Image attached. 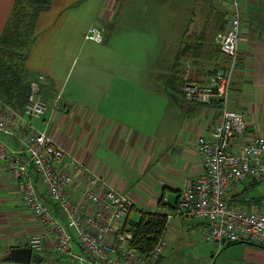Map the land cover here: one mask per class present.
<instances>
[{
	"label": "crops",
	"instance_id": "0c3cea01",
	"mask_svg": "<svg viewBox=\"0 0 264 264\" xmlns=\"http://www.w3.org/2000/svg\"><path fill=\"white\" fill-rule=\"evenodd\" d=\"M14 1L0 0V34ZM89 1L53 0L51 7L39 15L27 67L32 77L39 73L46 77L42 92L48 111L43 118L31 121L124 192L134 204L130 218L141 212L174 211L185 179L202 172L197 139L211 134L220 117L216 102L185 100V77L206 82L215 70L224 67L227 58L215 53V37L225 26L229 13L224 10L225 2L231 0H178L176 25H171V33L163 31L168 16L156 13L155 30L160 28L161 32H155V46L145 39L152 32L148 25L153 19L151 14L144 13L136 24L144 35L133 34L125 30L123 15L114 12L117 0H106L98 16L112 21V30L108 32L100 26L106 40L99 43V51H85L84 62L73 78L72 55L86 45L88 28L99 26L96 17L82 22L73 10L74 5ZM239 1L242 30L231 105L246 114L247 135L254 136L264 134V0ZM221 3L219 21L215 15ZM0 140L9 147L21 148L18 138L0 132ZM62 167L72 172L68 163ZM74 176L71 194L83 186L85 173ZM36 181L54 214L64 220L38 177ZM186 221L192 226L202 224L198 218L176 217L168 229ZM44 229L22 202L16 179L0 161V264H23L5 257L13 247L29 246L30 236ZM72 231L75 251L82 253ZM167 235L170 241L168 230ZM38 253L42 260L30 264H60L63 260L51 240Z\"/></svg>",
	"mask_w": 264,
	"mask_h": 264
},
{
	"label": "built area",
	"instance_id": "2783aa9c",
	"mask_svg": "<svg viewBox=\"0 0 264 264\" xmlns=\"http://www.w3.org/2000/svg\"><path fill=\"white\" fill-rule=\"evenodd\" d=\"M231 2L226 28L215 37L227 62L208 81L198 82L187 75L183 85L185 100L216 102L219 121L211 134L197 139L202 172L185 179L176 209L166 213L167 228L148 254L132 245L133 232L123 229L134 210L132 200L32 123L48 109L42 92L45 75L39 73L31 81L22 112L0 102V132L18 138L21 145L16 149L0 140V161L16 179V191L24 205L45 228L29 238L34 252L42 251L45 242L51 240L63 257L60 264H153L169 245L167 229L176 217L198 218L205 226V240L264 246V198L244 195L239 200L247 188L264 181V134L247 135L246 114L231 105L242 30L240 1ZM85 39L102 43L105 32L91 25ZM63 158L72 172L58 167ZM33 172L41 177L46 196L58 206L64 220L54 214L51 203L38 190ZM80 172L85 173L83 186L71 194L74 175ZM72 230L82 253L75 251Z\"/></svg>",
	"mask_w": 264,
	"mask_h": 264
},
{
	"label": "rangeland",
	"instance_id": "374dc122",
	"mask_svg": "<svg viewBox=\"0 0 264 264\" xmlns=\"http://www.w3.org/2000/svg\"><path fill=\"white\" fill-rule=\"evenodd\" d=\"M105 3L106 0H90L89 3H79L74 5L73 10H76L82 22L90 21L92 18L96 17L99 26H102L104 28L106 27L105 31L111 32L112 21L102 19L101 14L100 16H98V10L102 6V4L104 5ZM231 3L229 1L225 2L224 10H229V12H231V10L233 9V5ZM179 4L180 2L178 0H117L114 12L118 11L121 15H123L124 19H126L125 30L133 34H142L138 30V27H136V24L137 22L139 23L138 20L144 13L148 12L147 14H151L153 19L148 23V25L150 26L149 31L152 32L145 36V39L148 41L150 46H155L153 42V38L156 36L155 32L158 31V34H160L161 32L160 28L159 30H155L156 28L154 18L156 13L162 15L165 14L166 16H168L169 21L167 23V26L163 28V31L171 33L173 32L171 25H174L173 28L176 25L175 17L177 16ZM222 5L223 3L220 4V7L219 9H217L215 15V17L219 19V21L220 16L222 15L219 10L221 9ZM180 9H182L181 6ZM244 10H246L245 6ZM144 23L145 22H143V24ZM77 35L79 38V34ZM217 48H215L216 54L220 53L219 48ZM100 49L101 48L99 43L88 40L81 51H76L73 53V78L78 68L84 62L83 57L85 55V51L88 50L89 52H97ZM141 55L143 56V54ZM145 56L146 66L148 67L150 65V63L148 62L149 55L146 54ZM147 67L146 70L148 69ZM152 71L154 72L155 70L152 69ZM161 71L167 72V70L165 69H161ZM245 195L252 196L259 200L263 199L264 181L254 183L252 186L247 188V190L245 191ZM137 217H139V215H135L133 218L135 219ZM175 225L172 224L169 229H167L170 234L169 246L166 248L163 257L156 264H264V246L262 245L248 242L228 243L205 240L204 225L196 224L192 226L190 225L189 221H186V223L184 224ZM35 253L39 254L38 252ZM33 263L35 262L33 261Z\"/></svg>",
	"mask_w": 264,
	"mask_h": 264
},
{
	"label": "trees",
	"instance_id": "16d2710c",
	"mask_svg": "<svg viewBox=\"0 0 264 264\" xmlns=\"http://www.w3.org/2000/svg\"><path fill=\"white\" fill-rule=\"evenodd\" d=\"M52 2L53 0H15L6 25L0 34V102L20 112L24 109L30 92V83L34 79L27 67V60L29 51L36 39L38 18L42 11L51 7ZM226 24L227 21L224 28H222L223 30L226 28ZM182 51H186V48ZM62 161L65 163L66 158L58 162L59 168L62 167ZM35 176L40 181L41 177L38 173L33 172L37 185V177ZM244 195L245 192L242 193L239 200L243 199ZM232 201H235V199H232ZM166 228V213L153 212H141L139 217L135 219L129 217L123 227L124 230L133 232L131 243L144 254H148L152 250ZM159 260L153 264H156Z\"/></svg>",
	"mask_w": 264,
	"mask_h": 264
},
{
	"label": "water",
	"instance_id": "95a60500",
	"mask_svg": "<svg viewBox=\"0 0 264 264\" xmlns=\"http://www.w3.org/2000/svg\"><path fill=\"white\" fill-rule=\"evenodd\" d=\"M223 73V72H222ZM6 260L30 264L32 261L40 262L41 256L33 251L30 246L13 247L9 254L5 257Z\"/></svg>",
	"mask_w": 264,
	"mask_h": 264
}]
</instances>
